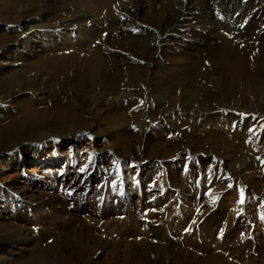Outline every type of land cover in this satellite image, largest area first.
I'll return each mask as SVG.
<instances>
[{
	"label": "rangeland",
	"instance_id": "1",
	"mask_svg": "<svg viewBox=\"0 0 264 264\" xmlns=\"http://www.w3.org/2000/svg\"><path fill=\"white\" fill-rule=\"evenodd\" d=\"M34 1L0 0V241L28 240L0 248L2 264H264V0H208L210 33L165 30L182 45L151 56L159 23L198 0H57L37 14L55 39L23 44ZM141 1L132 25L150 35L128 23L114 41L54 50L77 17L112 23L115 4ZM128 82L129 108L102 103ZM183 104L206 118L177 134L167 117Z\"/></svg>",
	"mask_w": 264,
	"mask_h": 264
},
{
	"label": "bare ground",
	"instance_id": "2",
	"mask_svg": "<svg viewBox=\"0 0 264 264\" xmlns=\"http://www.w3.org/2000/svg\"><path fill=\"white\" fill-rule=\"evenodd\" d=\"M61 2H67L68 0H59ZM57 0H52L49 4L42 3L40 1L35 0L33 3L28 4V6L24 7L23 6V13H25L27 16H29V19H27L21 29L20 33L22 35L27 36V40L23 41V44H29L32 40L35 39H42L46 40H54L57 34L59 33L58 30H55L54 28L52 29H46V20L47 16L49 14H46L44 16H39L37 15L39 12H41L42 9L47 8L50 9L51 7L55 6L57 4ZM1 3L4 4V0H1ZM147 1H141L138 8V3H122L119 2L114 5V22L108 23L106 21H96L92 20L91 16L84 14L82 16H79L76 18V20L65 24L66 28H72L74 29V35L73 37H66L63 39V47L60 50L59 48L54 49L56 52L59 51H74V53H80L84 49L83 47L88 46L92 43V38H99L100 40L107 42L108 40L114 41L116 39V36L114 37L113 34L114 32H123V27H127L128 23H130V26L133 27L132 22L135 21L137 16H139L140 11L145 7V4ZM208 3V0H198L197 6H190L189 7V12H188V17L189 18H183L182 16H177L175 19L166 22V23H159L157 26L156 30L151 34L150 30H147L142 27L135 26L133 27V33L135 35H153L155 38V41L151 42H145L143 47H142V54L146 55H153L155 53V50L160 49L162 44H166L168 42L172 44H176L178 46L182 45L181 40H173L169 38V35H165V30L174 32L179 26L182 27H187L186 28V33L187 34H192L197 32L198 30H201L202 32L207 31L210 33L215 25L216 22L208 18L203 12L199 11L200 8H206V5ZM200 5V7H199ZM224 5V2L221 1L217 4L213 5V8L217 11H219ZM254 13L260 14L259 7L254 9ZM31 16V17H30ZM233 19L235 18L238 19V16H241L239 14L238 16L234 13ZM262 15H260L261 17ZM262 19H264V14L262 16ZM237 22V21H236ZM264 27V25H263ZM108 30L112 32L109 37L108 35ZM31 32V34H29ZM152 44H158L157 46H153ZM124 51H132L130 46H124L122 48ZM19 51V50H18ZM146 59V58H145ZM102 69L100 70V75L102 77H107L108 76V70L105 69V67H101ZM204 80L201 81L200 86L203 87L205 83H203ZM155 85V83H152ZM38 86L42 88L43 86L38 83ZM135 88V84L132 82H128L125 84L124 89L120 91L116 96L110 97L107 94L102 96V103L108 106H115L116 108H129L131 106V96H132V89ZM183 95L185 94V90L182 89ZM40 96V95H38ZM152 100L156 99L151 95ZM44 99L46 100H51L50 96L45 97ZM154 101V100H153ZM236 111H241V112H252L253 114L256 113V111L250 110H244L241 107L237 106L235 107ZM206 110L201 109L199 106H193L191 104H183L179 109L178 113L173 112L168 115V120L170 121L171 128L173 129L174 132H177V134H182L183 131L179 130L178 128L183 127L187 123H192L193 121H196L198 119L206 118L205 112ZM222 112L223 117L227 112L220 111ZM182 115H187V117H182ZM207 119H211L208 118ZM139 121V120H138ZM135 121V123H139L142 126H145L144 122H138ZM206 124L210 125L206 120ZM219 122H224V120H218ZM186 122V123H185ZM180 126H179V125ZM259 128H262L264 126V119H261L258 123ZM258 134H263L261 132H258ZM165 151V150H164ZM166 152V151H165ZM42 155V152L38 154V157L33 159L31 161V166L36 165L37 162H39V158ZM53 163H49V165H52ZM12 167L9 166L8 169L4 170L3 173L11 170ZM26 237H20V236H15L13 238H8L4 239L3 241H0V248L4 249L5 246L13 245V248H16L17 250H24L22 247L23 242L26 241ZM5 260H1L0 264L4 263Z\"/></svg>",
	"mask_w": 264,
	"mask_h": 264
},
{
	"label": "snow or ice",
	"instance_id": "3",
	"mask_svg": "<svg viewBox=\"0 0 264 264\" xmlns=\"http://www.w3.org/2000/svg\"><path fill=\"white\" fill-rule=\"evenodd\" d=\"M81 171H83V169H81ZM241 195H243V193H241ZM242 202V201H241Z\"/></svg>",
	"mask_w": 264,
	"mask_h": 264
}]
</instances>
